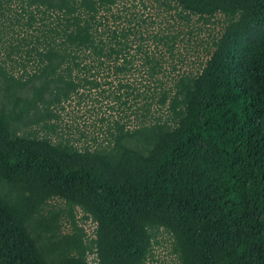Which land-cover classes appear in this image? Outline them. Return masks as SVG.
<instances>
[{
	"label": "trees",
	"instance_id": "obj_1",
	"mask_svg": "<svg viewBox=\"0 0 264 264\" xmlns=\"http://www.w3.org/2000/svg\"><path fill=\"white\" fill-rule=\"evenodd\" d=\"M154 2L149 32L122 0H0V29L15 3L7 28H23L33 63L26 81L7 78L0 109V264H145L152 230L177 264H264V0ZM217 15L207 59L176 73L182 29ZM94 92L121 111L105 146L13 129L24 116L48 128L54 108ZM53 199L65 209L46 212Z\"/></svg>",
	"mask_w": 264,
	"mask_h": 264
},
{
	"label": "rangeland",
	"instance_id": "obj_2",
	"mask_svg": "<svg viewBox=\"0 0 264 264\" xmlns=\"http://www.w3.org/2000/svg\"><path fill=\"white\" fill-rule=\"evenodd\" d=\"M4 7L5 14L2 21L5 19V26L2 30L0 29V109L6 105L5 111L7 112L12 108L11 103L5 98L7 78L13 76L26 81L32 72L33 63L26 55L28 46H21L19 43L21 38L26 35L23 28L20 30L16 27L15 31L7 28L9 20L12 19L16 11L18 12L17 5L12 3ZM118 10L129 11L132 14L141 15L146 20L153 21L155 24L149 27V32L158 28L161 14L160 10L156 8L154 0H122ZM166 18L173 23L171 19ZM224 24L223 17L217 15L208 24H203L194 18L189 26L192 30L191 35L187 30L182 29V38L175 48L173 59L176 73H196L199 70L208 57L213 39L222 31ZM52 115L54 116L47 120L48 128H43V123L40 122L29 123L30 116L28 115L29 117L24 116L21 122L14 123L13 129L19 135L47 136L53 141H69L80 149L94 148L105 146L108 143V127L122 117L121 111L117 109L112 98L95 92L82 98H72L54 108ZM60 209L64 210L65 206L58 199L48 201L44 207L46 212ZM82 217V213L77 209L75 218L79 227L84 230L87 241L93 237L94 224L90 220H83ZM61 231L62 233L71 231L66 211L61 218ZM151 232L153 234L152 257L145 264H177L178 261L172 253L171 237L162 230H152ZM93 259L94 255H88V264H94Z\"/></svg>",
	"mask_w": 264,
	"mask_h": 264
}]
</instances>
